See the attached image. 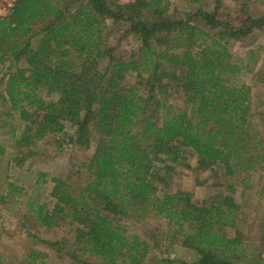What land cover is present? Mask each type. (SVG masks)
I'll list each match as a JSON object with an SVG mask.
<instances>
[{
	"label": "trees",
	"instance_id": "obj_1",
	"mask_svg": "<svg viewBox=\"0 0 264 264\" xmlns=\"http://www.w3.org/2000/svg\"><path fill=\"white\" fill-rule=\"evenodd\" d=\"M108 24L137 43L127 57L106 46ZM263 27L264 15L244 14L238 25L202 9L176 18L166 0H16L0 16V130L8 128L10 162L20 165L47 136L92 147L83 185L52 178L50 210L26 200L35 224L71 225L72 241L36 242L66 264H186L147 260V242L121 224L154 218L193 252L190 264H264L238 232L228 236L239 210L230 197L197 202L169 183L185 150L225 177L264 171V123L238 79L247 65L228 49ZM18 195L0 173V204ZM47 257L30 249L23 263Z\"/></svg>",
	"mask_w": 264,
	"mask_h": 264
},
{
	"label": "rangeland",
	"instance_id": "obj_2",
	"mask_svg": "<svg viewBox=\"0 0 264 264\" xmlns=\"http://www.w3.org/2000/svg\"><path fill=\"white\" fill-rule=\"evenodd\" d=\"M127 1L130 0H120L122 3ZM166 1L169 14L176 18H185L189 13L202 9L207 13H214L218 19L238 25L244 14L264 15V0H220V5L215 10L213 0L199 3H189L187 0ZM108 26L106 46L113 48L115 54L127 57L136 49L137 43L130 37L122 36L121 27L111 24ZM228 49L234 59L247 65L245 70H241L238 79L250 88L253 111L264 123V27L253 30L244 41L230 42ZM135 81L134 75H127L123 84L129 86ZM172 96V102L177 103V95ZM7 132L8 128L0 130V146L5 151V155L0 156V173L20 189V195L14 198V202L0 204V264H24V256L30 249L47 253L46 264H66L38 244L36 239L70 242L73 238V226L60 224L49 230L43 229L26 214V200L32 198L50 210L54 203L49 197L52 178L67 180L74 188L83 185L88 174L81 165L88 161L92 147L82 150L62 143L60 136H47L34 144L32 156L24 159L20 165H14L8 157L12 150L9 148L8 135L5 134ZM71 132L72 129L65 124V133ZM21 151L25 153L24 149ZM181 157L176 173L169 181L171 192L174 189L187 191L197 202H220L224 196L230 197L239 206V210L235 229L226 230L228 236L232 237L235 231L238 232L241 241L247 244L245 252L264 259V171L225 177L219 166L204 164L188 150L182 151ZM227 186L232 188L231 191ZM161 190L158 187L159 194ZM121 224L128 235H137L147 242V260L176 259L190 264L195 259L193 252L180 247L173 237L171 227L164 220L146 218L138 223L123 220Z\"/></svg>",
	"mask_w": 264,
	"mask_h": 264
},
{
	"label": "built area",
	"instance_id": "obj_3",
	"mask_svg": "<svg viewBox=\"0 0 264 264\" xmlns=\"http://www.w3.org/2000/svg\"><path fill=\"white\" fill-rule=\"evenodd\" d=\"M15 1L16 0H0V16L6 15Z\"/></svg>",
	"mask_w": 264,
	"mask_h": 264
}]
</instances>
